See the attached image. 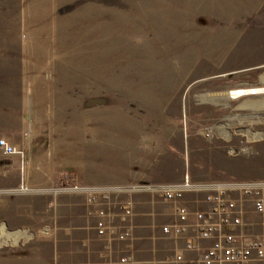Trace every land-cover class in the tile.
Wrapping results in <instances>:
<instances>
[{"label": "rangeland", "instance_id": "rangeland-1", "mask_svg": "<svg viewBox=\"0 0 264 264\" xmlns=\"http://www.w3.org/2000/svg\"><path fill=\"white\" fill-rule=\"evenodd\" d=\"M155 103L173 120L154 173L170 182L135 184L264 180V0H0V139L23 151L0 147V264L76 261L67 220L94 215L88 192L64 187L114 174L105 150L124 143L125 108ZM95 142L100 155L79 149ZM119 195L120 218L130 199L134 214L146 198L170 210L151 190ZM243 209L264 223L251 197Z\"/></svg>", "mask_w": 264, "mask_h": 264}, {"label": "crops", "instance_id": "crops-1", "mask_svg": "<svg viewBox=\"0 0 264 264\" xmlns=\"http://www.w3.org/2000/svg\"><path fill=\"white\" fill-rule=\"evenodd\" d=\"M129 108L133 110L134 107L128 106V108H125L128 121L127 130L123 134V145L121 143H116L115 140V142L112 141L106 145L107 149L105 150V155L107 154V157L113 159L114 174H111L108 179L100 172L94 175L90 174L92 177H89L91 179L89 182H91L93 186L131 185L143 181L170 182L157 181L159 178L155 177L154 173L157 169L158 154L163 152L162 142L164 135L161 130L165 129L164 119L168 116L170 124H172L173 120L171 116L166 114L164 104L160 103L142 107L141 109H145L146 111V113H142L144 116H136L140 115V113L134 114ZM89 113L91 112H88L87 115ZM145 116H147L148 119H145ZM76 118L79 137H81L82 134L79 129V123H84V118H86L84 110H82V113H78ZM87 121H90V119H87ZM94 132L96 133L95 129ZM92 134L93 130L90 131V135ZM80 148L89 157L101 154V143L97 144V142H95V144L92 145L79 146V149ZM151 152H156V154L150 156ZM141 157L142 165L138 163L141 161ZM118 158H121V160ZM76 164L83 165L80 162H76ZM93 170L94 169L87 172H94ZM83 171L81 170L80 173L86 172L84 169ZM119 196L115 195L112 201L103 204L110 212V229L105 235H99L97 233V216L94 215L90 220L87 219V221H84V219L79 216L75 217L76 219L68 216L71 218V221L69 222L67 220L66 232L68 236H75L77 238L75 250L72 248V251L77 253V259L74 262L71 261L66 264H120V258L124 256L132 257L146 264H202L201 255L203 249L209 246L212 240L200 238L198 230L194 225L190 227L187 233L180 236H169L162 231L161 226L164 225L166 221L170 220L171 222H175L177 220L174 202L169 203L170 210L163 211L160 206H154L152 201L146 198L145 204L147 205V209L144 211L136 209L135 214L130 219L133 225L134 237L125 241L115 239L116 228L114 224L118 225L119 231H121L124 225L123 220L119 216L120 211L117 206L118 199H121V197L129 199L125 195ZM134 198V201L136 202L137 200L138 202H136L138 208L142 202L140 200L143 198H138L136 196ZM181 202L186 204L193 212L208 207V203L205 202V195L201 192H189ZM89 221L92 223V228L84 229ZM195 221L196 219L193 217L192 222L194 223ZM244 222L245 225L241 228L242 232L248 235L264 236V223L261 222V220L260 222H250L246 217L244 218ZM188 241H193L196 248L193 250L186 249V243ZM177 254H183L184 259L180 262L174 261L173 258Z\"/></svg>", "mask_w": 264, "mask_h": 264}, {"label": "built area", "instance_id": "built-area-1", "mask_svg": "<svg viewBox=\"0 0 264 264\" xmlns=\"http://www.w3.org/2000/svg\"><path fill=\"white\" fill-rule=\"evenodd\" d=\"M241 91V88L238 89ZM0 147L4 154L23 153L17 145L10 144L7 140L0 139ZM66 190L86 191L89 194V213L97 216V232L105 235L110 229V212L103 205L115 195L144 189L161 194L166 200L175 203L177 220L164 227V232L172 236H180L187 233L192 225L197 230L199 237L204 240H212V243L203 249L201 255L202 264H264V236H249L241 231L245 225L243 200L244 196L251 197L255 210L264 213V180L230 181V182H204L194 183L189 175L183 182L163 184H132L125 186H102L85 188L79 184L65 186ZM203 191L206 193L205 202L208 207L193 212L181 201L189 192ZM121 219L124 226L118 232L120 240H127L133 236V225L129 220L134 215L131 200L121 204ZM196 219L193 223L191 216ZM240 230V231H239ZM196 245L193 241L186 243V249L193 250ZM183 254H177L173 260L180 262ZM121 263L135 262L146 264L143 261L133 260L131 257L120 258Z\"/></svg>", "mask_w": 264, "mask_h": 264}, {"label": "bare ground", "instance_id": "bare-ground-1", "mask_svg": "<svg viewBox=\"0 0 264 264\" xmlns=\"http://www.w3.org/2000/svg\"><path fill=\"white\" fill-rule=\"evenodd\" d=\"M237 90V89H236ZM261 90V89H260ZM239 91V90H238ZM234 91L235 93H234V95H235V97H237V96H239V95H243V93L244 94H252V92L251 91H254V92H256L257 90L256 89H253L252 90V88H250V89H243V88H241V91ZM263 91V90H262ZM130 223H131V221H129ZM3 234H6V230H5V228H4V226H2V225H0V235H3ZM13 234H9L8 236H12ZM14 236V235H13ZM0 243H1V241H0Z\"/></svg>", "mask_w": 264, "mask_h": 264}]
</instances>
